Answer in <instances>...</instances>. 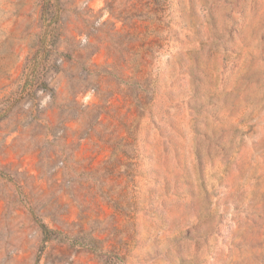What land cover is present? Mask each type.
<instances>
[{
    "label": "rangeland",
    "instance_id": "374dc122",
    "mask_svg": "<svg viewBox=\"0 0 264 264\" xmlns=\"http://www.w3.org/2000/svg\"><path fill=\"white\" fill-rule=\"evenodd\" d=\"M0 264H264V0H0Z\"/></svg>",
    "mask_w": 264,
    "mask_h": 264
},
{
    "label": "trees",
    "instance_id": "16d2710c",
    "mask_svg": "<svg viewBox=\"0 0 264 264\" xmlns=\"http://www.w3.org/2000/svg\"><path fill=\"white\" fill-rule=\"evenodd\" d=\"M38 90V89H37Z\"/></svg>",
    "mask_w": 264,
    "mask_h": 264
}]
</instances>
